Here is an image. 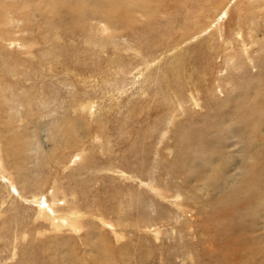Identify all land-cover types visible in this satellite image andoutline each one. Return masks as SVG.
I'll return each instance as SVG.
<instances>
[{
	"label": "rangeland",
	"instance_id": "obj_1",
	"mask_svg": "<svg viewBox=\"0 0 264 264\" xmlns=\"http://www.w3.org/2000/svg\"><path fill=\"white\" fill-rule=\"evenodd\" d=\"M172 1L134 21V35L121 21L125 34H95L100 49L65 31L46 43L35 28L27 51L7 46L16 34L1 35L0 264H217L213 227L201 232L210 211L188 194L194 188L173 161L201 133L214 136L200 148L211 159L216 145L231 156L227 135L240 120L264 159V120L250 112L264 103L247 100L264 93V66L258 71L260 55L248 44L252 27L264 39V0ZM14 96L16 108L6 109ZM68 119L79 139L70 147L60 130ZM242 206L240 217L248 211L255 225L239 235L252 239L236 251L245 261L264 248V211Z\"/></svg>",
	"mask_w": 264,
	"mask_h": 264
},
{
	"label": "bare ground",
	"instance_id": "obj_2",
	"mask_svg": "<svg viewBox=\"0 0 264 264\" xmlns=\"http://www.w3.org/2000/svg\"><path fill=\"white\" fill-rule=\"evenodd\" d=\"M183 2L191 3L190 0H173L171 3L179 5ZM165 4L171 5L168 2L162 3L161 0H0V39H3L1 36L3 34L8 35V37L9 35L11 36L16 34L18 36L17 40L8 42L7 46L12 44L13 48L15 47L14 45H16L19 49H21L24 45V47H26V51L28 49L31 50L33 46L27 41V38L30 34H32L34 37L35 31L37 29V31L41 33V38L46 43L48 40H50L48 38H51V40H54V42L57 43L59 40H56L55 36L58 34V38L61 40V34L63 35L66 33L72 38V40H74V36L84 40L85 48L88 47L90 49H100L102 48V44L93 41L95 34H100L101 30H104L105 35L119 37L125 33H128L131 27L134 29V25H132V23L134 21L139 22V17L141 18L144 15L147 18H150L152 12L159 11V9L163 8ZM144 5L148 6V9L151 12L150 14L147 13ZM247 11H249V8ZM219 12L223 13V15H220V21L223 22V19L224 17H227V14L224 12V10ZM249 12L250 13H247V20L250 18V16H252L253 19L251 18V22L256 21L257 18L254 16L255 13L251 11ZM120 21L123 24L121 27L125 33L119 27ZM260 22L264 24V18H260ZM62 31H65V33H62ZM22 32H28V34L24 33V36ZM129 33H133L134 35V31ZM257 34V29L252 27L251 35L248 34V37H250V42L248 44H254V46H256L255 49L252 48V52L260 55L258 56L259 58L257 65V69L260 71L264 66V39H261V37H259ZM94 39L96 40V37ZM248 44H246V46ZM1 47L2 46L0 45V48ZM209 49H212L211 43H209ZM24 55H26V53H24ZM225 61L228 62V64L233 63L234 57L227 54ZM115 64L118 66L120 65L118 62H115ZM111 65L113 66L114 64ZM4 67H6V65ZM12 70H14V67H12ZM3 72L4 71H0V75H3ZM12 77H14V75H12ZM6 86H8V83ZM1 91L4 92V89H0V92ZM262 93L263 92H260L257 89L253 90L251 92L250 98L247 100H255L259 104L264 103L261 100ZM11 95H13V93H11ZM239 95L240 94L237 93V95H234L232 98H226L225 103L231 99H235L234 101H239ZM16 101L15 96L11 100L6 101V109L9 108V110H12L13 107H15L13 105H16L17 103ZM225 103L223 102V104ZM228 104L229 103H226V105ZM263 108L264 106L260 107L256 106L255 104L251 107L250 112L254 120H264ZM66 115L67 114H65L64 117ZM234 122L237 123V121ZM61 125H63L62 129H60L61 137L66 139L65 145H69L70 147L74 141H76L77 144L79 139L74 140L76 138H74L75 136L72 134L74 130L76 131V125H73L69 119L66 121V123ZM238 127V129L235 127L232 129L229 128L230 134L227 135V149L230 148V151H228L230 152L231 156L227 157L226 151L223 152V150L216 145L215 151L214 149L213 151L216 152L217 155L215 156V159H211V157H209V152L205 154L200 150V148H202V146L207 143L211 142L209 145L215 143L212 141L214 136L205 135V133L196 135L198 133L197 130L195 138L193 137V145L191 143L187 144L185 142L184 144H186V151L182 152L180 150L177 158L173 161V164L179 168H177L176 172L181 170L179 174L186 175V180L188 182L187 184L190 183L191 187L194 188L195 192L192 193L190 190H187L188 194L192 197L197 195L196 197L199 198L203 210L205 211V209H209L210 211V216L208 214L206 217L207 219L202 223L201 229L203 231L201 232L207 235L209 226L213 227V231L211 234H209V236H212L213 234L214 241L220 245V254L218 256L217 264H231V262H234L235 264H248L247 261L250 264H264L263 246L258 248L257 255L249 253L246 259H244L245 261H243V259L240 260L239 257L241 255L236 252L237 248L245 245L246 243L250 247V243L252 241L251 238L245 239L244 237L240 238L239 236L245 230V223L251 227H255L254 224L251 225L252 217L248 211L244 213L243 217H240L238 214V211L240 212V210H244L242 205L246 207H255L264 211V188H262L261 185V183H264V170H259L256 168L258 162L264 161V159L259 160L261 157V146L253 144L251 145L252 135H248V128L251 126H247L244 121L240 120ZM206 128L204 129L206 130ZM55 131H57L55 132V135L56 133L59 134V130L56 129ZM261 133L264 136V129L261 130ZM202 135L204 136V139L201 138ZM188 139L185 141H189ZM217 141L218 140H216V142ZM263 146L264 143H262V147ZM208 150H210V148ZM25 152L26 150L21 151L22 154H25ZM232 154H237L238 158L233 157ZM192 157H197L198 161L195 163L191 162ZM103 170L114 173L112 174L114 176H124L123 173L118 169ZM173 170L175 169L172 168V171ZM100 171L102 170L100 169ZM177 181L180 180L178 179ZM239 204L242 205L238 207ZM251 230H247L248 234ZM209 239L210 238L203 241V244H207V246L212 247L213 243ZM261 240L262 238L258 239V241Z\"/></svg>",
	"mask_w": 264,
	"mask_h": 264
}]
</instances>
